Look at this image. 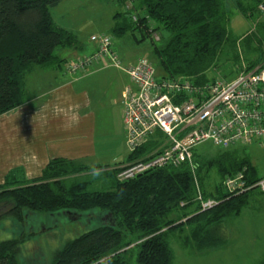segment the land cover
<instances>
[{"label": "trees", "instance_id": "1", "mask_svg": "<svg viewBox=\"0 0 264 264\" xmlns=\"http://www.w3.org/2000/svg\"><path fill=\"white\" fill-rule=\"evenodd\" d=\"M61 1L0 0V116L24 103V81L33 67L61 65L66 59L56 50L79 47L76 36L57 27L52 18L51 9ZM262 2L132 0L138 20L133 21L135 14L130 11L116 13L112 34L122 37L131 32L137 42L150 39L162 70L159 77H185L203 84L210 81L206 73L225 47L234 43L228 27L231 15L259 9ZM150 28L159 32L161 41L165 40L163 30L170 37L159 45L151 40ZM260 43L264 45V36ZM257 65L250 60L248 68ZM154 145L149 141L114 166H75L55 160L31 183L5 181L0 185V223L14 221L20 233L0 240V264H22L24 245L37 235L26 232L30 217L36 214L73 212L92 224L55 251L50 264H173L170 239L176 233L184 248L198 253L226 246L225 221L242 213L257 187L230 193L224 181L241 173L250 187L264 179L252 159L241 148L209 155L199 154L196 148L192 167L155 169L120 181L121 171L143 159ZM92 170L100 171L101 178L88 174ZM213 170L220 180L215 185L206 183ZM100 180L107 182L105 187L95 186ZM199 196L216 204L203 211Z\"/></svg>", "mask_w": 264, "mask_h": 264}, {"label": "built area", "instance_id": "2", "mask_svg": "<svg viewBox=\"0 0 264 264\" xmlns=\"http://www.w3.org/2000/svg\"><path fill=\"white\" fill-rule=\"evenodd\" d=\"M259 9L264 10V0ZM137 20L133 17V21ZM153 37L160 40L159 33ZM90 41L96 46L95 52L67 63L66 71L86 75L98 62L123 69L132 83L124 90L122 102L126 144L131 152L149 141L155 144L143 159L121 171L120 181L155 169L183 164L192 167L194 150L206 142L220 149L264 146V63L252 69L245 66L231 82L214 79L199 84L185 77H159L147 57L125 66L110 35H94ZM243 178L241 173L228 177L224 187L230 193L254 187L264 191V179L246 187ZM198 199L203 211L216 204L200 196Z\"/></svg>", "mask_w": 264, "mask_h": 264}, {"label": "rangeland", "instance_id": "3", "mask_svg": "<svg viewBox=\"0 0 264 264\" xmlns=\"http://www.w3.org/2000/svg\"><path fill=\"white\" fill-rule=\"evenodd\" d=\"M132 8V0H127L126 4L120 0H63L58 6L51 9V15L55 25L76 36L79 44L83 47V49L73 48L71 51L76 49L75 51L78 54H83V51L87 49L86 53H89L93 47V43L90 41L91 36L110 35L114 49L120 59L138 61L140 58L147 57L155 66L156 72L161 74L162 70L153 54L150 39L147 38L137 42L131 32L126 33L122 37H116L112 34L116 13H127L130 11L135 14L132 19L133 17H138L136 11ZM228 27L234 43L225 47L215 67L206 73V77L210 81L222 79L231 82L240 75L245 66H248L250 60L257 61L258 65L264 63L263 46L260 43V39L264 36V10L249 8L246 13L235 11L231 15ZM149 32L151 40L159 45L165 43L170 37V33L163 30L162 33L165 40L161 41L160 34V40L153 37L154 33L159 32L153 28H150ZM135 36L137 39L142 38L140 32H136ZM64 52L61 48L56 50V53L62 56ZM33 68L34 70L44 69L40 66ZM44 70H49L50 72L52 69L46 67ZM236 148H241L252 159V162L258 168L259 177L264 178V146L251 144L249 146L239 145ZM219 149L211 142H206L198 146L196 150L201 155H209ZM130 154L131 150L127 146L118 160L108 162L106 165L114 166L125 162ZM89 173L93 177L101 178V173L98 170L96 172L92 170ZM219 181L217 172L213 170L210 173V179L206 180V183L215 185ZM106 183V181L100 180L95 186L102 188ZM2 212L3 210L0 211V213ZM30 220L26 232H37V235L35 239L24 245L22 264H50L55 251L62 248L67 241L81 235L92 226L88 219L86 221V218L73 212L51 215L36 214L32 215ZM224 226L223 232L227 245L202 253L190 248H184L181 245L180 233H176L170 239L175 255L173 264L264 263V191H261L260 188L255 189L251 194L249 205L242 211L241 215L227 219ZM19 233L18 226L14 221L5 220L0 223V240L18 236ZM184 234L181 235L184 236ZM132 262L135 263V258Z\"/></svg>", "mask_w": 264, "mask_h": 264}, {"label": "crops", "instance_id": "4", "mask_svg": "<svg viewBox=\"0 0 264 264\" xmlns=\"http://www.w3.org/2000/svg\"><path fill=\"white\" fill-rule=\"evenodd\" d=\"M61 49L64 55H58L66 61L50 72L32 68L24 81V103L0 116V185L31 183L55 160L106 165L127 147L122 102L123 91L132 85L128 74L98 62L86 75H72L67 63L96 46L83 54ZM121 60L125 66L137 61Z\"/></svg>", "mask_w": 264, "mask_h": 264}]
</instances>
